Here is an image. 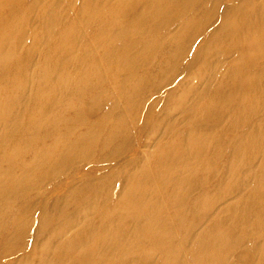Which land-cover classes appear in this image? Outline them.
I'll use <instances>...</instances> for the list:
<instances>
[{
	"label": "bare ground",
	"instance_id": "obj_1",
	"mask_svg": "<svg viewBox=\"0 0 264 264\" xmlns=\"http://www.w3.org/2000/svg\"><path fill=\"white\" fill-rule=\"evenodd\" d=\"M31 1L0 0V123L4 124V128L0 132V238H7L11 232L13 233L19 229L18 224H22L24 215L23 210H19V206L24 203L23 196L28 185V182L25 185L24 182L29 179L28 176H31L33 170L37 171L43 166L56 161L57 157L52 146L55 145L56 137L58 136L63 141L66 140L65 148L80 144L79 148L83 149L85 156L89 154L95 155L96 158L100 156L101 151L108 148L109 143H114L123 131L124 122L132 117L129 116L130 111L136 112L138 106L142 104V101L136 103L130 100V97L132 98L138 92L139 86L136 87L137 83L142 81L147 83L157 74L155 73L156 64H158L157 59L160 56L164 58L165 50L158 48L156 43L154 45V42H157L153 39L155 34L163 32V29L168 30L169 25L174 24V19L177 18L176 15L179 14V18H184L188 9L201 8L198 6L201 0H104V4L101 0H85L78 8L72 1H69L66 7L58 8L57 0H34L43 6L39 24L34 25L27 16L33 6ZM257 4L259 5V3ZM235 9V13H240V24H242L240 27H247L249 35L247 37L242 34L232 35L229 38V43H232L229 45L231 47H227L234 49V51L235 49L240 50V54L244 56L247 53L256 56V59L257 57L264 58V6L261 9H256L251 5H241ZM59 16L60 19H58ZM207 19L209 20V18ZM61 21H65L66 25H63ZM29 30L32 40L38 41L39 44L30 45L24 49L23 42L26 40V32ZM216 30L215 32L218 31ZM83 31H87V33L81 36ZM145 34L147 37L144 39ZM174 38L171 37L170 41L175 40ZM141 42L143 46L147 44L149 50L147 55L150 59L146 64L147 69L138 64L136 65L138 55H134V52L140 47ZM189 43L187 44L189 45ZM36 54H39V61H37V65L32 67V70H29V57ZM240 54L239 57H241ZM242 60L240 59V63ZM180 64L181 62L178 65ZM211 65L213 64L211 63ZM209 68L211 67L209 66ZM243 73L239 82H237L238 85L241 84L243 91L238 95L234 93L232 103H229L236 109L238 108L237 112L239 113L242 110L246 111L245 117L250 118L257 110L264 109V98L260 96L258 98L257 96L260 91H262L261 95L264 94L263 84L260 86L261 80L264 81V68L252 73L251 71H244ZM40 77L45 78L41 80ZM28 82L32 85L29 95H27L26 89L23 90ZM254 82L257 87H252ZM129 83H132L130 84L132 86L126 87ZM211 88L212 84H209V89ZM121 89L122 91H120ZM188 90H185L179 96L172 95V100L168 106V118L154 125L153 129L155 131L158 130V127L165 125L164 135L166 138L158 141L154 149L147 153L148 160L145 167L141 166L140 169L129 174L126 186L122 188V192L118 195L116 201L111 202L109 199L112 195H109L108 201L103 200L104 204L101 202L102 204L96 206L99 217L97 220L99 221L98 226L94 228L87 221V225L79 229L76 228V223L74 224L64 218L63 224L57 230L52 231L48 243L39 251L41 254L40 264H226L227 254L232 249L238 250L239 245L245 242H247V245L249 243L252 252L258 251L262 254L261 260L258 263L256 260V263H254L264 264V217L259 213L264 210V205L259 209L257 208L264 204L257 196L258 191L264 189V161L255 172L250 201L246 199L247 197H240V200H238V202L247 203L248 208L244 209L245 211L241 214L245 218L244 222L235 223L237 225L234 229L238 230V234L232 235V239L231 233L234 229L226 227L222 222L223 220L214 219V216L215 221L213 219H210V223L207 220L205 221L210 224V228H207L209 231L206 229L207 231H203L202 235L197 234L196 228L198 227L196 226L200 214L195 215L192 219V216L185 211L189 199L183 201L186 198V192L181 184L190 183L194 178L196 169L206 164H201L205 160L202 159L203 153L201 150L203 139L202 132L196 125V120H199L198 115L204 107L198 106L202 107L199 110L198 107L195 110L184 108V104L187 102ZM149 91L151 90L149 89ZM104 92L109 96L117 94L116 101L113 100L112 104H109L107 98L104 97ZM122 94L123 99L120 97ZM25 95L27 97L22 98ZM252 95H255V98ZM143 99L146 102V97ZM24 103L27 105L26 111L16 115L14 111L17 108L20 109ZM197 105L198 103H195L193 106L196 107ZM53 111L54 113L50 114ZM163 112L165 113V111ZM175 112L180 114L178 116L180 120L178 121L176 120L177 116L176 118L173 117ZM216 115L218 120V113ZM249 118L247 119L249 120ZM253 119L257 120L254 116ZM183 121L188 122L182 124ZM244 121L246 120L244 119ZM253 122L255 121L253 120ZM263 124L255 125L251 131L249 130V133L245 132V135H242V133L239 134V137L238 135L233 137L238 138L232 141L231 153L233 156L228 158L229 163L227 161L232 166L229 168L230 165H228V169L235 170L238 167L248 165L254 155L248 152V150H251V146L255 147L259 154L264 155ZM228 136L226 137L228 138ZM230 139L232 140V137ZM186 144H189L188 148L200 154L198 156H201V162L199 164L184 163V175L180 178L179 171L176 168V157L182 150L186 151L188 149L185 148ZM191 149H188L185 153L189 154ZM222 152L224 151L221 150ZM240 171L238 172L240 173ZM231 173L226 179V185L229 187L235 184L240 186V183L246 186L250 181L240 178L235 171ZM2 175L4 178H2ZM19 176L21 177L18 178ZM225 176L227 175L225 174ZM205 178L207 179V177ZM221 183L225 184L222 181ZM190 189L191 187L187 190ZM229 192L231 193V191ZM8 193L15 198L13 204L7 203L8 196L6 194ZM216 194L218 193L216 192ZM200 197L199 200L194 202V207H191V210L201 208V203L206 207L211 205V201L208 200L205 203L203 198ZM94 198L95 195H91L88 199L92 200ZM79 199L77 201L67 200L64 209H70L79 201L82 202L83 196ZM17 203L18 206L14 209L13 206H16ZM242 203H237L236 206H243ZM228 206V209H231V205ZM188 207L190 206L188 205ZM74 211L76 210L74 209ZM201 211L199 212L201 213ZM203 214L205 213L203 212ZM81 216V219L85 218L86 220L88 210ZM61 217H64L63 212L59 214V219ZM202 225L199 227H202ZM74 227L75 230L69 234V231ZM176 237H179L180 240L174 242ZM56 239H61L60 243L56 244ZM193 240H196L195 243L188 248L189 243ZM1 243L2 241H0ZM29 251L33 252L32 250ZM152 254H158V261L153 258ZM255 258L253 259L255 260ZM21 264L28 263L23 262Z\"/></svg>",
	"mask_w": 264,
	"mask_h": 264
},
{
	"label": "rangeland",
	"instance_id": "obj_2",
	"mask_svg": "<svg viewBox=\"0 0 264 264\" xmlns=\"http://www.w3.org/2000/svg\"><path fill=\"white\" fill-rule=\"evenodd\" d=\"M69 1H72L74 3V5L78 8L80 5H82V3L85 0H75V1L74 0H57L58 8L66 7ZM101 1L104 4V0H101ZM31 2H32L33 6L29 10V13L27 16L29 18V21L32 24L38 25L40 13L42 12L41 10H42L43 6H42V4L35 2L34 0H32ZM202 3H204V4H202ZM257 3H259V5ZM199 4H198V6L201 7L200 9H198L197 7H196L197 10H196V8L188 9L185 13L184 18H179V14L176 15L177 18L174 19V24H172L171 26L169 25L168 30L163 29V32H157L155 34L153 39L155 41H157L158 43L154 42V45L157 44L158 48L163 49V51L165 50V53L163 54L165 59L162 56H160L157 59L158 64H156L157 67L155 69V73H157V74H155L153 79H151L147 83H146V81L145 82L142 81V82L137 83L136 87L139 86L138 92H136V94H134V96L132 98L130 97V100H133L136 103H139L142 101V104L140 106H138V109L136 110V112L130 111L129 116L130 117L132 116V117L129 119L130 121L127 120L124 122V126H122L123 131L120 133V135L118 136V138L116 139V141L114 143H111V144L109 143L108 148H104V150L101 151L102 154L96 158L95 155H90V154L85 156L83 153V149L79 148L80 144L74 145V147L65 148L66 140L63 141L62 139H60L57 136L55 145H52L54 148V153L57 157L56 161L54 163H50L46 166H43L41 169H39L37 171L33 170L31 173V176L30 177L28 176L29 179H27V180L23 179V180H26V182H24V185L28 182V185H27V188L25 191V195L23 196L24 203L19 206V210L20 211L23 210V215H24L23 221L21 222L22 224L17 225L19 227V229H17L13 233L11 232L7 236V238H3V237L0 238V241H2V243L0 244V247H1L0 248V264H21L23 262H26L28 264H40L41 254L39 253V251L42 249V247L44 245H46L48 243V239H49L50 235L52 234V231L57 230L63 224V222L65 221L64 218L70 220L74 224L76 223V228L78 227L79 229L83 228L84 225L86 226L87 221H89V223H91L93 225V227L96 228L99 224L98 223L99 221H97L99 219V217H98V214L96 211L97 210L96 206L99 204H102V203L104 204V201L105 202L108 201L109 195H112V197L110 196V199H109L111 202L114 200L116 201L117 200L116 198L122 192V188L126 186V182H127V178L129 176V174L131 172H134V171L140 169L141 166L145 167V163L148 160L147 159V157H148L147 153L154 149V147L158 141L166 138L164 135L165 125L158 127V130H156V131L153 129L154 125H157L158 122L168 118L167 117L168 116V106L172 100V95L179 96L185 90H188V89H190V90L187 91V93H188L187 94V96H188L187 102H186L187 105L184 104V108H189V110H191V109L195 110L200 105L202 107H204L202 109V112L200 113V115H198L199 120H196V122H197L196 125L201 130L202 139H203V145H202L201 150L203 153L202 159H205V160L201 164H203V163H206V164H203L196 169V172L194 173L195 174L194 178L190 183H188L189 185L188 184H185V185L181 184V187H183V190L186 192V195H185L186 198L183 201L185 202V200L187 201L188 199H189L188 202L190 201L189 203L188 202L186 203L185 211L188 212L187 213L188 215L192 216V219L195 215L200 214L199 221H198L197 226H196V227H198V228H196V231L198 232L197 234H200V235H202L203 231L206 232L208 230L207 228H210L209 223L211 222L210 219H213V216H214V219H218L219 221L223 220L222 222H224L226 227H230L233 229L237 225L235 223L238 222V224H240V223L244 222L245 218L242 217L241 214L248 208V205H247V203H242L240 201L238 202V200H240V197L241 198L247 197L246 199H249V201H250L251 195H252L251 193H252V189H253L254 179H255V172L260 167V164L263 163L264 160H262V159H264V157H263L264 155L259 154V151L257 152V149H255V147L251 146V150H248V152L251 155L254 154L251 158L252 160L249 162L248 165L236 168L237 170L236 169L232 170V168L228 169V165H230L229 168L232 166L231 164H228L229 163L228 158L233 156L231 153L232 152V144H233L232 141L235 140L236 138H238L239 134L241 135L243 133L242 135H245V132L249 133L251 131V129L254 128L255 125L264 123V112H263L264 109L261 108L259 110L260 112L257 110L251 116L252 117V119H251V117L250 118L245 117L246 111L244 112V110H242V111H240V113H241L240 114L239 112H237L238 108L236 109L230 103H232V100H233L232 95L234 93H236V95H238V94L242 93L241 91H243L241 84L238 85V83H237V82H239V79L241 78L240 76H242L244 74L243 72L244 71H251V73H252L255 71H259L260 69H263L264 68V58L257 57V59H256V56H251V55H248L247 53L244 56V55L240 54V50L235 49V51H234V49L228 48L227 46L232 44V43H229V38L232 35L242 34L245 37H247L249 35L247 27H243V26L240 27V25H242V24H240V13H235L234 12L236 10L235 8L240 7L241 5H243V6L244 5L250 6L251 5V6H254L256 9H261V7L264 6V0H234V1L233 0H210V1L207 0V2H206V0H201L199 2ZM222 4H223V7H222ZM215 5H217V6H215ZM220 5H221V7H220ZM199 10H200V12H199ZM201 10H202V12H201ZM227 10H229V11H227ZM191 12H193V13H191ZM190 13H191V15H190ZM189 17H190V19H189ZM193 17H194V19H193ZM222 17H224V18H222ZM207 18H209V20ZM58 19H60V16ZM198 20H200V21H198ZM61 22L63 25H66L65 21H61ZM195 23H196V25H195ZM190 24H192V25H190ZM232 27H233V29H232ZM236 27L239 29H237ZM24 29H25V27H24ZM244 29L247 31H245ZM215 30L217 32H215ZM29 32H30V30L28 32H26L27 33L26 34V40L23 42L24 43L23 44L24 49L27 46L34 45L37 43L39 44L38 41L32 40L31 36L29 35L30 34ZM81 33H82L81 36H84L87 33V31H83ZM219 33H221V34H219ZM146 37H147V35L145 34L144 39ZM168 37H169V39H168ZM171 37H173V38L175 37L174 38L175 40L170 41ZM187 40L189 42L191 41V43H189ZM218 40H220V41H218ZM184 42L186 45L184 44ZM187 43H189L190 48H189V45ZM214 44H216V45H214ZM221 44H223V45H221ZM139 46L140 47H138L134 52V55H138V59H136V65L138 64L139 66H142L143 68L147 69L146 64L149 62V59H150L149 55H147L149 52V50L147 49V44L143 46L142 42H141L139 44ZM206 47H207V49H206ZM229 47H231V46H229ZM213 48H214V50H213ZM228 50H229V53H228ZM236 50H238V51L236 52ZM208 51H210V52H208ZM204 52H206V53H204ZM166 53H168V54L165 56ZM249 53L252 54V52H250V51H249ZM239 54L241 55V57H239ZM230 56H232V57H230ZM194 57L195 58L197 57V58L195 59ZM162 58H163V60H161ZM258 58H260L261 60ZM29 59H30L29 65H28L29 70H32V67L37 65V61H39V54L38 55L36 54L35 56L32 55L29 57ZM240 59L241 60L243 59L241 63H240ZM236 60H237V62H236ZM174 61H177V62H174ZM180 62H181V64H180L181 66L178 65ZM210 62L213 65H211ZM245 63H246V65H245ZM207 65H209L211 68H209V66H207ZM241 67H242V69H241ZM158 74H159V76H158ZM44 78L45 77H40L41 80H43ZM197 79H199V80H197ZM152 83H154L155 85L154 84L152 85ZM233 83H235V84L233 85ZM130 84H132V83H129L128 85H126V87H131L132 85H130ZM209 84H212L211 89H209ZM262 84L264 86V81L262 82V80H261L260 86H262ZM141 85H142V87H141ZM187 85H188V87H187ZM191 85H192V87H191ZM225 86H227V87H225ZM252 87H257L255 82L252 84ZM207 88H208V90H207ZM223 88H225V89H223ZM229 88H230V90H229ZM25 89L27 90L26 91L27 95H29L31 90H32V85L30 82H28L25 85V87H23V90H25ZM149 89L151 91H149ZM195 90H197V91H195ZM120 91H122V89ZM261 92L262 91H260L257 94L258 98H259V96L261 98H264V94L261 95ZM111 96H109L106 92H104V97L107 98L109 104H112L113 100L116 101V99L118 97L117 94H112ZM252 96L255 98V95H252ZM26 97L27 96L25 95L22 98H26ZM120 97L123 99V94ZM145 97H146V102H144L145 99H143ZM208 97L211 99H209ZM195 103H198V105L196 107L193 106ZM225 104H227L226 105L227 107L225 106ZM22 105L24 106V108L22 106V107H20V109L17 108L14 111L16 113V115H19L20 113L26 111L27 105L25 103ZM202 107H198L197 109L199 110ZM231 107L233 108V110ZM164 109H166L167 111ZM209 109H211V110H209ZM159 110H162V111H159ZM163 111H165V113ZM53 113H54V111L50 112V114H53ZM217 113L219 115L218 120L216 119L218 117L216 115ZM239 114L242 116H240ZM116 116H118V115H116ZM176 116H177V118H176ZM178 116H180V114H178V112H175L173 117L176 118V120L178 121V120H180V119H178ZM220 116H222V117L220 118ZM247 116H249V115H247ZM253 116L255 118H257V120L253 119ZM229 117H230V119H229ZM247 118H249V120ZM93 119H94V117H93ZM155 119H158V120H155ZM244 119L246 121H244ZM205 120L207 123L205 122ZM213 120L215 123L213 122ZM238 120L239 121L242 120V121L239 122ZM250 120H252V121L250 122ZM253 120L255 122H253ZM216 121L219 123V126H218V123ZM220 121H223V122H220ZM235 121H236V123H235ZM186 122H188V121H183L182 124H184ZM232 122H233V124H232ZM211 124H213L214 126L212 125V127H211ZM236 124H237V126H235ZM215 125H217V126H215ZM247 127H248V129H247ZM263 127H264V124H263ZM3 128H4V124L1 122L0 123V132ZM230 128L231 129L233 128L232 129L233 131ZM224 129L226 130V132ZM238 129H239V132H238ZM245 129H247V130H245ZM127 134H128V136H127ZM228 135H230V136H228ZM236 135H238V137L233 138ZM120 136H121V138H120ZM223 136H224V138H223ZM226 136H228V138ZM231 137H232V140L230 139ZM156 138H158V139H156ZM223 141H224V143H223ZM221 144H224L225 146L221 145ZM221 146L223 149L221 148ZM226 146H227V149H226ZM188 147H189V144H186L185 148H188ZM224 147H225V150L227 152L224 150ZM188 149H191V148H188ZM188 149H186V151ZM209 149H210V151H209ZM215 150H216V152H215ZM221 150L224 151L225 153L224 152L221 153ZM186 151L182 150L180 152V154H178L176 157V162H177L176 168L179 171L180 178H182L184 175V173H183L185 171V169L183 168L184 163L199 164L201 162V156H198V155H200L199 153L194 152L192 149L189 152V154L185 153ZM106 157H107V159H106ZM196 157H198V158H196ZM109 160H111V161H109ZM227 161H228V163H227ZM121 163H122V165H121ZM181 165H182V167H181ZM209 165L210 166L212 165L211 169H210ZM224 165H225V167H224ZM219 166H221L220 168H222L223 170L220 169ZM207 169H210V170L208 171ZM231 170L233 172L235 171L236 173H238L240 178H242L244 180H248V181L250 180L249 183L246 186L242 183H240V186L239 185L237 186V184H235L234 186H231V187L227 186L226 185V179H227V177H229L232 174ZM45 171H47V172H45ZM220 171H221V173H220ZM238 171H240V173ZM242 172H244V173H242ZM251 173H253V174H251ZM225 174L227 176H225ZM233 175H235V173H233ZM20 177L21 176H19L18 178H20ZM122 177H124V178H122ZM205 177H207V179ZM2 178H4V176ZM97 178H99V179H97ZM214 178H215V181H214ZM208 179L210 182L209 184H208ZM217 179L220 181H218ZM221 181L224 182L225 184L221 183ZM39 182H40V184H39ZM205 183H206V185H205ZM74 184H76V185H74ZM71 185H72V187H71ZM121 185H123V186H121ZM211 186H213V187H211ZM235 186H236V188H235ZM190 187H191V189L187 190ZM108 188L109 189L111 188V190H109ZM222 188H224V189L220 190ZM241 188H244L246 190H243ZM209 190L212 192H210ZM214 190H215V192H214ZM234 190H235V192H234ZM229 191H231L232 194ZM263 191H264V189L262 191H258L259 194L257 195L258 199L261 200L262 202H264V192ZM216 192L218 194H216ZM261 192H263V193H261ZM36 193H37V195H36ZM260 193H261V196H260ZM187 194H189L190 197ZM198 194H199V197L201 196L200 198H203L205 203L209 200L213 204L211 203V205L206 207L204 204L201 203V206H202L201 208H197V210L196 209L191 210L194 207L193 206L194 202L196 200H199ZM210 194H212V195L210 196ZM230 194H231V196H230ZM242 194H244V195H242ZM6 195L8 196L7 197V203L13 204V202L15 201V198L12 197V195L10 193H8ZM91 195H95V198L92 200H89L88 198ZM219 195H220V197H218ZM81 196H83L82 202L79 201L75 206L71 207L70 209H67V210L64 209V208H66V201L67 200L73 199V200L77 201V200H80L79 198ZM203 196H205V197H203ZM196 197H198V198L196 199ZM183 201H181V202H183ZM232 202H233V204H232ZM237 203H242L243 206H236ZM43 205H44V207H43ZM188 205L190 207H188ZM228 205H231V209H228V207H229ZM263 205L264 204L258 206L257 208L259 209ZM17 206H18V203L16 204V206H13V208L15 209ZM59 208H61V209H59ZM39 209H41V210L39 211ZM74 209L76 211H74ZM86 210H88L87 219L86 220H85V218L81 219L82 218L81 214L85 213ZM198 210L199 211L202 210L205 214H203L202 211L200 213ZM221 210H223V211L221 212ZM193 211H194V213H193ZM62 212H63L64 217H61L59 219V214H61ZM259 213H261V215L264 217V210H261ZM92 214H94V215H92ZM211 214H212V216H211ZM201 215H202V217H201ZM216 215L218 218L216 217ZM223 218H225V219H223ZM203 219H204V221L202 222ZM206 220L209 223L205 222ZM227 220H230V221H227ZM226 222H228V223L226 224ZM202 223L204 226L202 225ZM200 225H202V227H199ZM199 228H200V230H199ZM74 230H75V227L69 231V234H71ZM232 233H234V234H232ZM232 233H231V239H232V235L238 234V230L234 229L232 231ZM179 240H180V238L176 237L174 239V242H177ZM261 240H263V239H261ZM60 241H61V239L55 240L56 244L60 243ZM195 241L196 240L191 241V243H189V245H188V248L191 245H193L195 243ZM239 247L240 248H238V250L232 249L227 254L229 261L227 260L226 264H238V263L239 264L240 263L250 264V263H254V262L256 263V260L258 263L261 260V255H262L261 252H258V251L252 252L250 250L249 243H248V245H247V242L242 243L241 245H239ZM29 250H32L33 252H31ZM29 252H30V254H28ZM246 253H248V254H246ZM244 254H245V256H244ZM154 255L155 254H152L153 258L156 261H158L157 260L158 254L155 255L156 257ZM231 256H232V258H231ZM255 256H256V258H255ZM253 258H255V260ZM7 259H8V261H7ZM244 260H246V261H244Z\"/></svg>",
	"mask_w": 264,
	"mask_h": 264
}]
</instances>
